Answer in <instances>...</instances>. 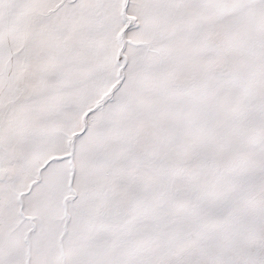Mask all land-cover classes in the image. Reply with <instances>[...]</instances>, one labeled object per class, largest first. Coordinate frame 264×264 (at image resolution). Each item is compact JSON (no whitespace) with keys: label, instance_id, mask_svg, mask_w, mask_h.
I'll return each mask as SVG.
<instances>
[{"label":"snow or ice","instance_id":"obj_1","mask_svg":"<svg viewBox=\"0 0 264 264\" xmlns=\"http://www.w3.org/2000/svg\"><path fill=\"white\" fill-rule=\"evenodd\" d=\"M0 264H264V0H0Z\"/></svg>","mask_w":264,"mask_h":264}]
</instances>
